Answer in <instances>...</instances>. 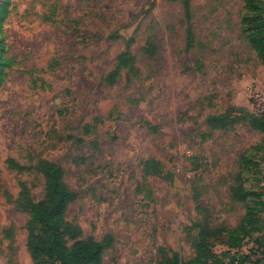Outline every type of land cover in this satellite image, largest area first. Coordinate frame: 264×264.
<instances>
[{
	"label": "rangeland",
	"instance_id": "rangeland-1",
	"mask_svg": "<svg viewBox=\"0 0 264 264\" xmlns=\"http://www.w3.org/2000/svg\"><path fill=\"white\" fill-rule=\"evenodd\" d=\"M183 1L9 0L0 24V264H32L17 198L20 181L43 198L39 159L58 164L77 193L66 219L83 235L112 237L100 264H158L159 248L190 259L196 219L240 222L245 204L230 196L238 175L264 200V145L253 148L262 133L248 122L264 113V64L242 33L245 0H188V13ZM147 158L160 175L144 172ZM254 208L259 223L242 252L264 244V206Z\"/></svg>",
	"mask_w": 264,
	"mask_h": 264
},
{
	"label": "trees",
	"instance_id": "trees-1",
	"mask_svg": "<svg viewBox=\"0 0 264 264\" xmlns=\"http://www.w3.org/2000/svg\"><path fill=\"white\" fill-rule=\"evenodd\" d=\"M8 3L9 0H2L0 3V24L8 13ZM183 5L184 10L188 13V0H184ZM245 5L248 14L242 19V33L250 48L264 64V7L262 0H245ZM190 43L191 40H189V45ZM1 51L2 45L0 44V53ZM127 61V52L120 53L115 68L106 76L108 83L114 81L119 70L126 65ZM6 63L7 59L0 55V83ZM207 120L212 127H227L216 116H209ZM248 122L253 129L262 133L259 145L253 147L258 150L264 145V113L258 116L249 115ZM239 160L242 166L241 170H244L248 165V159L242 154ZM142 165L147 174H161V165L154 158L142 160ZM17 167L20 166L17 165ZM35 168L44 177L43 198L34 200L22 181L19 182L20 192L17 198V205L28 216L25 224V245L31 263L100 264L104 250L112 245V237L106 234L102 239L97 240L92 235H83L79 225L66 219L67 208L77 199V193L65 182L63 170L58 164L46 159H39ZM230 196L233 201L245 204V212L235 227L212 226L205 213L190 226L196 230L195 240L192 244L193 257L182 260L176 252L169 255L164 249L159 248L162 259L158 264H226L224 256H230L229 250L219 255L213 249L217 245H226L230 249L240 248L244 238L259 223V218L256 215L260 210L254 206L256 204L264 206L262 193L246 188L240 175L236 176L233 185L230 186ZM196 207L197 211L204 210L198 205ZM254 249L259 251L262 256L253 261L245 256L237 264L259 263L264 257V244L259 242Z\"/></svg>",
	"mask_w": 264,
	"mask_h": 264
},
{
	"label": "built area",
	"instance_id": "built-area-1",
	"mask_svg": "<svg viewBox=\"0 0 264 264\" xmlns=\"http://www.w3.org/2000/svg\"><path fill=\"white\" fill-rule=\"evenodd\" d=\"M256 97L257 95L254 96V98ZM263 110L264 108L261 107V108H258L257 111L261 113ZM229 252L231 254V259H230L231 264H237L239 261L243 260L245 256H248L249 259L251 260H255L256 258L261 257V253L259 251H256L254 248H252L250 252H242V250H238L237 248L231 249L229 250ZM253 255L256 256L254 259L252 258Z\"/></svg>",
	"mask_w": 264,
	"mask_h": 264
},
{
	"label": "flooded vegetation",
	"instance_id": "flooded-vegetation-1",
	"mask_svg": "<svg viewBox=\"0 0 264 264\" xmlns=\"http://www.w3.org/2000/svg\"><path fill=\"white\" fill-rule=\"evenodd\" d=\"M262 256V255H261ZM264 257L261 259V261L259 262V263H257V264H263L264 262Z\"/></svg>",
	"mask_w": 264,
	"mask_h": 264
}]
</instances>
